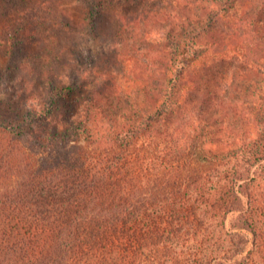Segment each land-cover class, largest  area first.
I'll use <instances>...</instances> for the list:
<instances>
[{
  "label": "trees",
  "instance_id": "16d2710c",
  "mask_svg": "<svg viewBox=\"0 0 264 264\" xmlns=\"http://www.w3.org/2000/svg\"><path fill=\"white\" fill-rule=\"evenodd\" d=\"M83 1L0 0V264H264L263 6Z\"/></svg>",
  "mask_w": 264,
  "mask_h": 264
},
{
  "label": "rangeland",
  "instance_id": "374dc122",
  "mask_svg": "<svg viewBox=\"0 0 264 264\" xmlns=\"http://www.w3.org/2000/svg\"><path fill=\"white\" fill-rule=\"evenodd\" d=\"M166 1V2H165ZM169 0H122L121 2L112 4L108 6L107 9H105V12H115L117 10L121 12H126V13H132L136 10H143L147 11L154 7L155 5H161L163 3H167ZM61 4L63 5L64 8L67 10L72 11L74 16L77 18H80V15H82L85 12V5L86 3L83 0H61ZM213 7H221V5L214 4L212 5ZM263 6L264 9V0H234L233 6L231 7V12L230 16H222L223 18L220 19L218 22V30H216V37L218 40H221V43H225V40L219 36H224V33H222V30H227L228 28H231L241 17L245 16L247 13H244L245 10L253 11L254 13H258V8L259 10ZM252 9V10H251ZM88 11V10H87ZM86 11V14H88ZM262 15L264 13L260 12ZM110 16H104L103 20L107 19ZM107 21V20H106ZM262 23L261 25H263ZM217 26V25H216ZM211 36V35H209ZM86 37H84V42L86 41ZM258 37H256V34L253 32L248 33H241L239 32L237 36H232L231 37V45L227 47V49L223 50L221 49L220 52H215L216 46L212 47V49L209 50V52L206 55L207 62L210 65L212 63V58H218L221 60L226 61H233L236 64V61H242L246 60L245 58H258L261 55H264V51L257 48V44L259 43ZM97 45L98 43L95 42ZM86 46V45H85ZM99 46V45H98ZM5 59H1V62H4ZM208 65V66H209ZM2 68V66H0ZM230 67V66H229ZM224 67L222 70L224 72L225 77L223 78V83L225 86H228L229 83L234 79V70L235 67ZM245 70V68L243 67ZM27 71L23 72L22 74H26ZM18 82L17 84H12L14 88H9L11 91L15 90H22V86H20ZM27 88V87H26ZM0 90H2V87H0ZM0 96H3V98L7 96L8 94L2 93ZM9 96H14L13 94H9ZM9 97V98H10ZM7 103H3L2 106H5Z\"/></svg>",
  "mask_w": 264,
  "mask_h": 264
},
{
  "label": "clouds",
  "instance_id": "9594fccd",
  "mask_svg": "<svg viewBox=\"0 0 264 264\" xmlns=\"http://www.w3.org/2000/svg\"><path fill=\"white\" fill-rule=\"evenodd\" d=\"M62 130V129H61Z\"/></svg>",
  "mask_w": 264,
  "mask_h": 264
}]
</instances>
